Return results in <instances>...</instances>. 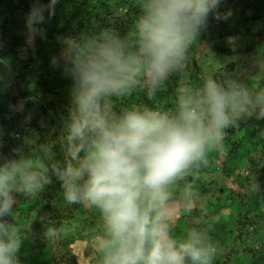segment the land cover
Instances as JSON below:
<instances>
[{
	"label": "clouds",
	"instance_id": "clouds-1",
	"mask_svg": "<svg viewBox=\"0 0 264 264\" xmlns=\"http://www.w3.org/2000/svg\"><path fill=\"white\" fill-rule=\"evenodd\" d=\"M57 2L34 0L24 18L30 47L43 37L42 25ZM223 2L137 0L130 32L103 30L60 40L58 54L50 58L69 81L59 137L40 141L29 130L11 155L0 153V264H21L29 238L31 223L14 222L19 197L37 198L54 180L64 204L98 213V264H214L218 246L209 229L196 221L177 234L175 220L195 212L188 205L198 200L199 173L221 149L227 130L249 118L264 119V57L243 78L205 74L198 84L185 83L171 111L117 102L137 91L155 101L197 46L209 17H233L231 8L221 10ZM9 108L23 113L25 101ZM30 120L26 114L23 123ZM259 138L264 140V130ZM250 191L260 192L255 178ZM39 219L48 225L45 238H54L51 220Z\"/></svg>",
	"mask_w": 264,
	"mask_h": 264
},
{
	"label": "trees",
	"instance_id": "trees-1",
	"mask_svg": "<svg viewBox=\"0 0 264 264\" xmlns=\"http://www.w3.org/2000/svg\"><path fill=\"white\" fill-rule=\"evenodd\" d=\"M42 2L47 3V0H42ZM33 3L34 0H0V60L4 61V63H0V76L3 77V83H0V89H2L0 90V129L3 130V136L0 137V141H2L0 153L4 156L11 155L12 149L21 145V140L18 137L28 134L29 130L37 133L40 141L45 138L55 139V133L60 135V130L57 127L54 130L55 133H47L39 121V115H48L49 112H53L59 119L58 121L61 122L67 112L69 81L62 75L59 68H53L50 65V58L57 55L60 50V40L69 35L80 36L103 30L126 34L130 32L134 19L139 12L137 0H58L55 6V14L42 25L43 37H35L33 45L30 47L25 34L27 30L24 18ZM233 3L238 5L237 12L244 19L249 13L264 16V0H224L221 10ZM233 17L235 18L234 15ZM255 17L261 16L257 17L256 15ZM232 18L229 21H216L211 16L209 17L208 25L201 32L197 46H193L189 51L182 69L170 78L165 89L158 93L155 101H149L143 92L137 91L129 99L117 102V106L121 107L127 104L148 105L159 110L171 111L174 107V94L182 86L183 78L187 77V83L193 85L198 84L201 80L197 52L198 47L202 44L217 56L258 52L260 45L264 43V30L241 29L238 22L237 24L233 23ZM20 26L23 30L16 34L13 28ZM242 35L247 38V41L243 48H239L240 46L234 45L231 38ZM231 66L232 64L228 65V67ZM37 70H39L38 75ZM26 72L33 77L34 85L29 86V89L24 91L20 87L25 82ZM215 77L223 78L221 74H215ZM30 97L36 99H29ZM20 100L25 101L24 112L11 111L9 105H14ZM26 114L31 115V120L24 124L23 120ZM256 123L258 126H252L249 122L241 121L240 127L246 125L249 132L239 139L238 144L235 142L230 145V149L225 152V158L221 159L218 151L216 155L211 153L210 156L213 158L209 156L208 165L199 174L209 172L207 170L212 169L217 170V173L223 176H232L236 168L232 165L228 166L226 158L232 157L231 152L237 146L259 150L264 156V140L259 138L260 131L264 130V119H257ZM227 132L225 137L228 139L238 133L237 129H228ZM221 149H223V145ZM258 172H253L254 174L248 179L244 176L242 182L235 185L238 186V189L233 190V192L229 190L227 197H230L232 201L233 198L236 199L238 205H252L253 203L249 200L251 197L249 191L253 179L256 177L254 175H257ZM214 185L213 194L202 204L191 207L195 209L193 214L178 216L175 220V227L183 224L184 217H196L202 210L211 209L210 206L214 202L220 200L224 203L227 200V197L223 196L225 194L223 192L224 187L219 183H214ZM59 192V183L54 180L53 184L47 186L37 198L19 197L14 217L24 221L27 219L28 222L23 223V225L31 223L29 238L24 241L21 247V262L25 259V255L29 254V259L26 260L27 264H82L78 254L71 247L73 242L71 237L74 235H68L69 232H66L68 229H65L63 223L77 218V205L64 204ZM75 210L76 212H74ZM90 211L91 219L82 221L83 224L79 229V231L82 230L79 237L86 240L100 232L99 215L94 209H90ZM242 214L245 220L241 222L239 234L232 240L223 257H215L214 264H237L236 255L247 253L257 256V259L262 260L264 264V242L246 244L241 238L242 226L245 221L250 225L255 224L257 227L262 222L259 219L258 221L256 219L251 220L244 212ZM41 216L51 220L50 226L57 233L54 238H45L44 230L48 225L39 219ZM202 217L204 218L205 214ZM257 217H264V212L260 210ZM200 224L206 225L201 222ZM60 226H63L66 232L63 237L60 235L62 231ZM84 229L86 232H83ZM181 232L182 230L176 231L177 234ZM240 243L244 246L240 247ZM258 247H261V250ZM90 249V243L87 242L83 254H89ZM251 264H255V261Z\"/></svg>",
	"mask_w": 264,
	"mask_h": 264
},
{
	"label": "rangeland",
	"instance_id": "rangeland-1",
	"mask_svg": "<svg viewBox=\"0 0 264 264\" xmlns=\"http://www.w3.org/2000/svg\"><path fill=\"white\" fill-rule=\"evenodd\" d=\"M236 3L231 4L230 6H226L227 8H231L235 18H232L233 23L240 26L241 29L248 28L251 31H257L259 29L264 30V16L261 14H253L249 13L244 19L241 15L237 12ZM261 16L256 18L255 16ZM16 34H19L23 29L20 27L13 28ZM26 35L27 31L25 32ZM234 45L240 46L239 48H243L247 41L245 36H237L236 38H231ZM244 45V46H243ZM199 50L197 52V60L199 63V67L201 69L200 76L202 77L205 74L213 75L221 74L223 78L225 76H241L243 78L245 73H251L255 70V61L260 57H264V43H262L256 53H238L231 56H217L216 54L209 51L204 44L200 45ZM229 64H232L231 67H228ZM37 75L39 74V70L36 71ZM187 77H184L182 80V86L187 83ZM34 85L33 77L29 73H25V82L20 87L21 90H28L29 86L32 87ZM59 119L53 112H49L48 115H39V121H41V125H43L47 131V133H55V128H59L61 131V122L58 121ZM243 122H249L252 126H258L256 118H249ZM238 133H236L233 137H225L223 141V149H220L219 156L221 159L225 158V152L227 149H230V145L232 143L240 142L239 139L242 136L246 135L249 130L246 128V125L242 127L239 126L237 129ZM59 135V134H57ZM57 135L55 133V139H57ZM227 135V134H226ZM238 139V140H237ZM226 143V144H225ZM213 155H216L217 152H213ZM58 158H60L61 154L57 151ZM232 157L226 158V164L234 166L236 169L234 174L230 177H226L217 173L218 171H214L209 169L207 171L199 174L198 179V188H199V197L198 200L190 203L188 207H193L196 204H202L203 201H206L210 195L213 194L215 185L214 183H219L224 187V197H227V192L231 190H237L238 186L236 187L239 182H242L244 176L248 179L253 172H258L255 177L256 182L260 185V192L254 195L251 191H249L250 202L253 203L252 205H238V201L233 198V201L230 197H227V200L222 203L220 200L216 201L211 205V209L202 210L198 216L188 218H183V224L181 226L176 225L175 231L180 232V230H184L186 227L193 226L196 221L201 223H205L206 225L199 224L201 227L208 228V236L209 238L214 241L218 246V254L217 256L223 257L228 246L231 244L232 240L239 234V228L241 226V222L245 220L242 212L247 214L248 218L251 220H261V225H250L247 221L242 226V233L241 238L243 243L251 244L256 242H264V217L258 218V212L261 210L264 212V156L263 153H260L259 150H252L251 148H244L237 146L236 149H233L231 152ZM213 158V156H210ZM263 168V169H262ZM256 174V173H255ZM216 180V182H214ZM254 180V179H253ZM237 182V183H236ZM58 183V182H57ZM213 198V196H211ZM259 197V198H258ZM77 218H73L69 221L63 222L65 229H68L66 232H69L70 235H74L71 237L73 242L71 247L73 251L78 254L79 259L82 264H98V259L96 256V252L94 249L93 241L94 238L97 236H92L89 239H85L83 237H79L80 235V227L81 223L84 220H90L91 215V208H88L85 205H77ZM232 210V211H231ZM249 210V211H246ZM231 212V213H230ZM203 214L205 217L203 218ZM26 218V217H25ZM14 222L21 226H27V224L23 225V223H27V219L24 221L18 217H14ZM100 225V224H99ZM61 227V226H60ZM62 231L61 237L63 234H66L65 229L63 226L61 227ZM83 232H86L85 229ZM90 243V252L87 255H84V249L86 247V243ZM242 243H240V247H242ZM261 250V247H258ZM25 259L21 264H27L26 260L29 259V254L25 255ZM235 257V255H234ZM233 257V258H234ZM21 261V260H20ZM236 263L237 264H251L255 261V264H263L262 260L257 259V256L253 254H239L236 255Z\"/></svg>",
	"mask_w": 264,
	"mask_h": 264
}]
</instances>
